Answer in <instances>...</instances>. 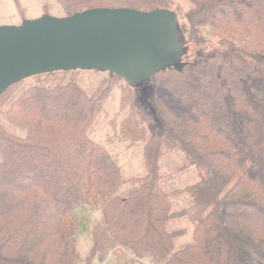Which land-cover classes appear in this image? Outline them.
I'll list each match as a JSON object with an SVG mask.
<instances>
[{"label": "trees", "instance_id": "trees-1", "mask_svg": "<svg viewBox=\"0 0 264 264\" xmlns=\"http://www.w3.org/2000/svg\"><path fill=\"white\" fill-rule=\"evenodd\" d=\"M57 2L65 16L166 8L189 51L152 72L155 90L136 101L153 133L143 173L129 179L90 135L111 81L92 93L73 81L34 85L6 104L20 80L0 95V264H91L119 249L152 264H264V0H190L180 25L164 0ZM170 151L200 172L182 190L161 186ZM182 193L190 204L173 209ZM76 206L100 211L84 259ZM178 218L192 225L179 247L186 228H169Z\"/></svg>", "mask_w": 264, "mask_h": 264}, {"label": "rangeland", "instance_id": "rangeland-1", "mask_svg": "<svg viewBox=\"0 0 264 264\" xmlns=\"http://www.w3.org/2000/svg\"><path fill=\"white\" fill-rule=\"evenodd\" d=\"M164 1L167 7L175 12V20L180 25L190 7V0ZM43 15L63 17L65 11L57 0H0V26L21 25L26 20ZM166 28V32L174 37L177 44L174 56L181 62L186 56L185 53L189 51L184 41L185 37L176 25L173 27L168 24ZM113 73L115 72L107 67H83L66 72L57 71L49 75L30 76L15 87L6 104L26 88L34 85L73 81L87 93H92L103 81H111L110 91L102 102L101 111L95 118L90 135L116 159L122 178L129 179L143 173V146L153 133L139 116L136 101L137 99L145 101L155 87L148 81V73H139L138 81L133 84L129 83L126 77L117 78ZM184 163V156L177 151L166 152L161 158L159 172L162 178L161 186L165 191L182 190L199 179V170L196 167L183 168ZM122 187L125 188L126 184ZM170 201L173 209H181L190 204L187 193L171 196ZM73 214L78 220L76 248L84 259L92 255L91 230L100 220V211L89 206H76ZM169 228L187 230L176 241L177 247L188 242L192 225L186 218L170 221ZM90 258L91 264H152L146 260H137L128 251L120 249L102 260L96 256Z\"/></svg>", "mask_w": 264, "mask_h": 264}, {"label": "water", "instance_id": "water-1", "mask_svg": "<svg viewBox=\"0 0 264 264\" xmlns=\"http://www.w3.org/2000/svg\"><path fill=\"white\" fill-rule=\"evenodd\" d=\"M166 8H91L69 16L43 15L0 26V95L30 76L107 67L129 83L164 66H178L177 44L166 32Z\"/></svg>", "mask_w": 264, "mask_h": 264}]
</instances>
